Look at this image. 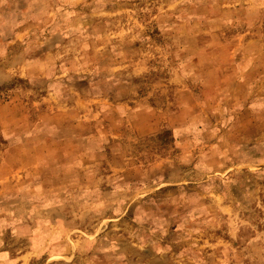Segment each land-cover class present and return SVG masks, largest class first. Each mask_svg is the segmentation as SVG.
I'll return each mask as SVG.
<instances>
[{
    "label": "rangeland",
    "instance_id": "1",
    "mask_svg": "<svg viewBox=\"0 0 264 264\" xmlns=\"http://www.w3.org/2000/svg\"><path fill=\"white\" fill-rule=\"evenodd\" d=\"M0 264H264V0H0Z\"/></svg>",
    "mask_w": 264,
    "mask_h": 264
}]
</instances>
